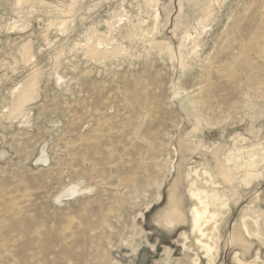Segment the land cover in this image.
I'll use <instances>...</instances> for the list:
<instances>
[{
    "label": "rangeland",
    "instance_id": "374dc122",
    "mask_svg": "<svg viewBox=\"0 0 264 264\" xmlns=\"http://www.w3.org/2000/svg\"><path fill=\"white\" fill-rule=\"evenodd\" d=\"M263 156L264 0H0V264H264Z\"/></svg>",
    "mask_w": 264,
    "mask_h": 264
},
{
    "label": "bare ground",
    "instance_id": "6f19581e",
    "mask_svg": "<svg viewBox=\"0 0 264 264\" xmlns=\"http://www.w3.org/2000/svg\"><path fill=\"white\" fill-rule=\"evenodd\" d=\"M24 1H26V0H20V2L21 3H23ZM31 1V0H30ZM219 4V3H218ZM210 8H211V6H210ZM209 10V9H208ZM213 12V11H212ZM214 14V13H213ZM159 15V14H158ZM208 16H209V13L207 14ZM205 21V20H204ZM202 23V22H201ZM209 23V22H208ZM199 25V24H198ZM205 25V24H204ZM203 25V26H204ZM203 26H201V27H203ZM204 31V30H203ZM207 31V30H206ZM189 32V31H188ZM191 34V33H190ZM184 35H186V34H184ZM187 37V36H186ZM188 38V37H187ZM192 38V37H191ZM196 38V37H195ZM244 40V39H243ZM188 41V40H187ZM98 50V49H97ZM96 49H92L91 50V53H97L98 51H97ZM173 50V49H172ZM30 84V83H29ZM27 85V84H26ZM31 85V84H30ZM31 87V86H30ZM30 87H24L25 89L22 91V94L20 95L21 97H20V103H22V104H24L27 100H29V98H30V96H31V92H30ZM18 102V103H19ZM28 102V101H27ZM25 105V104H24ZM19 107H20V105H19ZM18 109H21V108H18ZM261 145V144H260ZM262 147V146H261ZM240 148V147H239ZM244 148V147H243ZM256 148H258V147H255V149ZM233 150V149H232ZM246 150V149H245ZM256 150H258V149H256ZM255 150V151H256ZM240 151V150H239ZM238 151V152H239ZM263 151V150H262ZM253 153V152H252ZM230 154V153H229ZM239 154V153H238ZM263 153H261V155H262ZM247 155V154H246ZM253 155H254V153H253ZM242 156V155H241ZM256 157L258 156L259 157V155H255ZM239 157V156H238ZM257 157V158H258ZM248 158H250L249 156H248ZM257 158H255L256 160H257ZM260 158H261V156H260ZM263 158H264V156H263ZM246 160V159H245ZM251 160V159H250ZM252 160H253V157H252ZM248 161V160H247ZM255 161V160H254ZM228 163V162H227ZM245 163V162H244ZM240 164V163H239ZM238 164V165H239ZM255 162H251V161H249L248 163L246 162V164L244 165V172L246 173V177L248 178L249 176H253V171L255 170V169H253V167L255 166ZM259 164V163H258ZM237 165V166H238ZM240 166H241V164H240ZM243 166V165H242ZM243 168V167H242ZM256 170H258V169H256ZM255 170V171H256ZM207 172V171H206ZM207 173H209V172H207ZM259 173V172H258ZM255 174H257L256 172H255ZM211 175H212V173H211ZM258 175V174H257ZM208 177H210V176H208ZM208 177L207 176H205V178H207L208 179ZM220 177L222 178V181L224 180L225 181V183L227 182V183H230V185H231V183L233 182V180H232V178H231V175L229 174V171L228 170H225V169H221L220 170ZM246 178V179H247ZM211 179H212V176H211ZM211 179H208V181L210 180L211 181ZM213 179H214V177H213ZM251 179V178H250ZM212 181H214V180H212ZM223 181V182H224ZM248 181H249V179H248ZM194 182V181H193ZM210 183V182H209ZM214 183V182H213ZM195 184H196V182H195ZM216 184V183H215ZM247 185V184H246ZM192 186H193V184H192ZM191 186V187H192ZM197 186V185H196ZM208 186H210V185H208ZM208 186H206V187H208ZM229 186V185H228ZM194 187V186H193ZM192 187V188H193ZM213 187V186H212ZM212 187H210V189H202V188H199L198 186L196 187V188H193V189H191V191H190V193H191V195H192V197L193 198H191L192 200L194 199L195 200V203H194V205L192 206V208H191V210H190V213L192 212V224H193V229L192 230H194V232H196L197 233V235H198V237H197V244L199 245V243H201L202 244V246L206 249V251H207V253L209 254L211 251H212V247L214 246V244H213V246H212V243L213 242H211V241H209V239H210V236L212 235V234H210V236H209V233L208 232H206V229H205V226H206V224H208L211 220H213L214 218H216L217 217V215H218V212L217 211H210L211 209H209V206H210V204H214V205H216L218 202H219V200H220V197H221V193H220V195H219V193H218V191L214 188V189H211ZM217 188L219 187V186H216ZM232 187V186H231ZM203 188H205V187H203ZM219 188H221V186L219 187ZM223 188V187H222ZM229 189V188H228ZM190 190V189H189ZM221 192V191H220ZM222 192H224V190L222 191ZM223 194H225V192L223 193ZM222 194V195H223ZM227 194H225V197H227L226 196ZM224 196V195H223ZM228 203V202H227ZM226 203V204H227ZM219 205V204H218ZM226 207V206H225ZM211 208V207H210ZM215 208V207H214ZM223 208H221V210H222ZM179 209L176 207L174 210H173V212H171V215L170 216H168L169 217V219L168 220H171V221H173L174 220V218H176V213H177V215H178V213H179ZM227 212V211H226ZM225 212V213H226ZM221 214V213H220ZM225 215V214H224ZM257 216V215H256ZM255 216V217H256ZM257 219V218H256ZM258 219L260 220V218L258 217ZM254 223V222H253ZM257 224H258V220H257ZM245 226V225H244ZM217 227V226H216ZM243 227V226H242ZM210 229V228H209ZM212 229V228H211ZM244 229H245V227H244ZM259 230V229H258ZM208 231V230H207ZM193 232V231H192ZM212 233V232H211ZM194 235H196V234H194ZM199 235L201 236L200 238H199ZM260 236V235H259ZM241 239V238H240ZM211 240V239H210ZM214 241V240H213ZM186 242V241H185ZM195 242H196V239H195ZM211 242V243H210ZM196 244V245H197ZM201 244H200V246H201ZM217 246V245H216ZM203 247H202V250H203ZM219 247V246H218ZM214 251V250H213ZM215 252V251H214ZM206 253V252H205ZM214 254V253H213ZM217 254H218V250H217ZM216 254V255H217ZM208 256V255H207ZM214 257V256H213ZM198 261V260H197ZM212 263V262H211ZM199 264V263H198Z\"/></svg>",
    "mask_w": 264,
    "mask_h": 264
},
{
    "label": "crops",
    "instance_id": "0c3cea01",
    "mask_svg": "<svg viewBox=\"0 0 264 264\" xmlns=\"http://www.w3.org/2000/svg\"><path fill=\"white\" fill-rule=\"evenodd\" d=\"M176 218H177V213H176ZM176 218H174V220L173 221H169V224L171 225V224H174L175 223V221H176Z\"/></svg>",
    "mask_w": 264,
    "mask_h": 264
}]
</instances>
